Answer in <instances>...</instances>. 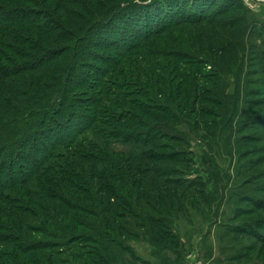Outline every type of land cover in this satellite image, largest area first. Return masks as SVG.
I'll return each instance as SVG.
<instances>
[{
    "label": "rangeland",
    "instance_id": "1",
    "mask_svg": "<svg viewBox=\"0 0 264 264\" xmlns=\"http://www.w3.org/2000/svg\"><path fill=\"white\" fill-rule=\"evenodd\" d=\"M112 1L108 6L138 0ZM233 1L237 5L218 19L220 25H181L185 26L182 37L190 39L184 38L188 46L175 45L178 33L169 37L166 31L134 40L132 65L126 70L123 67L121 78L112 77L117 67L109 71L104 63L107 57L116 56L115 48L94 49L82 60L80 70L84 73L100 76L105 71L100 81L107 94L101 93L99 86L92 92L76 89L70 98L90 99L92 108L81 114L103 123L85 133L98 128L107 136L106 144L94 140L97 149L92 153H111L120 162L111 166L91 160L92 164L86 163V169L79 172L78 183L83 187L77 189V197L88 200L84 203L88 210L70 213L86 217L84 225L95 227L88 232H82L83 227L79 232L74 230L76 237L82 239L83 233L104 237L102 219L111 220L108 225L113 229L102 247L88 246L80 264H264V0ZM27 2L0 0V4L21 7ZM70 11L76 12L73 8ZM48 22L54 27L56 20ZM11 29L20 33L22 40L40 38L41 30L33 25ZM1 41L5 39L0 35ZM49 43L67 45L57 38ZM22 48V53H30L27 46ZM67 54L71 56L70 51ZM7 55L0 56L1 64L12 66L18 61L22 67L32 63L12 53ZM63 55L34 72L20 71L9 78L0 75V106L7 109L4 100H32L35 94L48 91L46 88H55L60 77L56 69L63 65ZM93 100L99 104L92 106ZM165 107L175 109L176 115L166 117ZM6 119L12 117L0 114V123ZM50 120L53 118L45 124ZM159 121L166 130L148 133L147 127ZM126 133H139L140 137L126 143ZM74 145L57 152L71 151ZM2 159L7 163L15 160L3 155ZM18 162L23 163L21 159ZM38 176L32 177L30 184L7 190L5 195L11 198L0 197L2 217H6L0 219V264H32L33 260L35 264H79L66 258L70 251L59 262L49 255L62 251L63 246L51 232L58 231L47 223H40L45 227L34 226L32 221L17 225L12 235L18 238L13 242L7 239L10 214H20L9 201L23 192V197L32 201L44 199L53 187L47 178L34 181ZM46 240L56 242L40 245L39 252L45 257L25 247Z\"/></svg>",
    "mask_w": 264,
    "mask_h": 264
},
{
    "label": "trees",
    "instance_id": "2",
    "mask_svg": "<svg viewBox=\"0 0 264 264\" xmlns=\"http://www.w3.org/2000/svg\"><path fill=\"white\" fill-rule=\"evenodd\" d=\"M28 1V5L23 7L21 5L0 4V35L5 39L4 42L1 41L0 43V56L7 57V54L12 53L30 60L29 62L32 60V63H27L22 67L18 61H13L12 66L0 63V75L9 78L16 76L20 71V74L34 72L46 62L58 60L63 52L65 55L62 59L63 65L57 66L56 69L60 72V77L56 81L55 88L51 90L46 88L48 91L40 95L35 94L32 100L27 99L22 102L15 99L4 100L9 110L2 105L0 106V111L4 112L0 114L12 117V120L6 119L1 122L5 124L0 123V197L4 198L7 190H13L16 186L30 184L31 178L37 174L39 178L36 177L34 181H44L47 178V182L53 184V187L44 194V199L32 201L29 198H24L26 192L21 195L18 193L12 200L10 199L9 203H15L13 210H17L20 214H16L17 216L10 214L7 222L11 232L7 239L13 242L14 239L18 238L12 235L17 225L31 224V221L34 226L35 224L47 223V226H52L60 232L51 231L52 235L56 234L53 238L59 237L62 240L61 245L63 246L62 251L50 252L49 255L56 256L57 262H59V258L65 255L66 251H70L66 258L76 260L80 264L81 258L84 259L88 254V246L102 247L109 241L111 237L109 234L113 233V229H110L108 225L111 220L107 222L102 219L101 228L105 230L102 233L105 238H96L83 233L82 239L86 240V243L83 244L81 237H76L77 234L74 230H82L80 228L83 227L85 229L82 232H88L95 227V225L90 226V223H88V227L84 225L87 220L86 217H81V215L77 217V215L70 213L71 211L87 212L88 210L84 205L88 200L77 197L79 195L77 189L83 187L78 183L81 181L79 180V172L84 171L86 169L85 164H92V161L109 163L111 166L120 162L116 155L111 153L106 155L99 151L92 153L95 148L97 149L94 140L99 139L100 141H97L99 144L101 142L106 144L105 138L107 136L101 135L103 130L98 128L89 134L85 135V133L92 126L103 123L95 117L90 118L88 115L81 114L83 110L91 107L89 105L90 99L86 101L76 99L74 101L70 98V94L76 89L83 90L85 88L86 92H92L95 87L98 88L99 86L101 93L107 94L102 90L103 82L100 81L105 71L104 74L102 71L100 76L84 73L80 70L82 60L89 57L90 52H93L94 49L100 47L115 48L116 56L113 59L107 57L104 62L102 57L100 61L105 63L109 71L117 67V74L112 75L116 79L132 65L133 56L131 53L136 47L133 43L134 40L143 41L166 31L167 36H174L175 33H178L175 45L184 43L185 46H188L184 40V38H188L181 35L185 26L181 25H190L191 28L202 22L220 25L218 19L228 12L235 1L158 0L154 2L151 0L142 2V0H138L119 4L115 7L108 6V2L113 4L112 0L107 2L104 0ZM155 5L157 8H154ZM70 8L76 12L73 13ZM151 10H153L152 13ZM49 19L56 20V23L53 24L54 27L49 23L52 21L48 22ZM31 25L41 30L40 38L37 40H22L20 33L11 29L13 26L26 27ZM8 26L10 27L8 28ZM55 38L65 41L66 47L50 46L49 40ZM22 46H27L30 53H22ZM42 50H44L42 53L32 55V53H38ZM69 51L71 56L67 54ZM124 66L125 70L122 71ZM64 76L66 78H63ZM56 94L62 97L57 99ZM154 95L159 96V93L155 92ZM0 96H3V90H0ZM96 104L98 105L99 101ZM96 104L93 100L92 106H96ZM165 109L166 117L173 118L172 116L176 115L175 109L170 107H165ZM23 110L25 111L23 112ZM37 116H40L41 120H38ZM49 117H52L53 120H50L46 125L45 121L49 120ZM28 118L31 120L25 121ZM126 127L124 126V128ZM147 129L148 133L154 132L155 134L158 130L165 131L166 127L164 123L159 121ZM139 137V133H126L123 136V142H136ZM73 142L75 149L66 153L57 152L61 147H70ZM2 155L6 158L14 157L15 160H10L7 163L3 159L1 160ZM19 159L23 163L18 162ZM25 164L28 166L26 169L24 168ZM117 167L118 170L122 168V166ZM6 197L11 198L10 196ZM22 199H28L29 203ZM3 212V209L0 210V219ZM2 218L6 219V217ZM2 225L4 224L2 223ZM41 226L45 227L46 225ZM51 242L56 241H35L25 247L32 252H37L38 257H45L44 253L39 252L40 245ZM58 244L60 245V243ZM32 264H35L34 260Z\"/></svg>",
    "mask_w": 264,
    "mask_h": 264
}]
</instances>
